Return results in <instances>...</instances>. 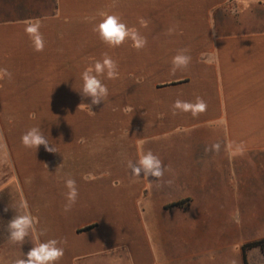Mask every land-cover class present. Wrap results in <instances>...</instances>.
<instances>
[{"label": "crops", "instance_id": "1", "mask_svg": "<svg viewBox=\"0 0 264 264\" xmlns=\"http://www.w3.org/2000/svg\"><path fill=\"white\" fill-rule=\"evenodd\" d=\"M33 4L52 10L0 17V68L12 73L11 80H0V114L10 109L23 115L22 106L8 108L5 102L33 101V115L82 117L81 129L59 120L49 142L56 152L47 153L48 180L33 181L29 193L20 183L37 222L36 239L63 242L57 264H264V248L242 251L264 240V29L243 27L232 14L233 8L237 15L264 9V0ZM102 11L137 28L147 46L137 51L131 41L117 48L102 43L92 30ZM36 20L42 24V52L33 50L25 33L26 24ZM181 49L191 62L173 74L171 61ZM105 53L117 62L119 77L103 78L109 95L100 103L99 118L86 113L91 98L79 90L81 73ZM197 97L207 107L196 116L172 107ZM215 144L218 152H205ZM147 151L167 168L159 182L134 180L126 166ZM45 157L38 152L34 160ZM67 178L76 181L79 195L64 212Z\"/></svg>", "mask_w": 264, "mask_h": 264}, {"label": "clouds", "instance_id": "2", "mask_svg": "<svg viewBox=\"0 0 264 264\" xmlns=\"http://www.w3.org/2000/svg\"><path fill=\"white\" fill-rule=\"evenodd\" d=\"M247 6V5H246ZM237 8L232 9V14H236ZM100 20L93 27V32L98 35V38L109 48H117L124 44L126 41H131V46L139 51L147 46V39L135 27L128 26L121 17L117 14H110L107 12H100L98 14ZM139 24L142 27H147L148 21L140 18ZM42 24L39 20L30 21L26 24L25 33L32 43L33 50L42 52L45 48V40L43 33L40 31ZM169 34L174 32V29L168 30ZM187 49H181L173 56L171 64V71L174 74L177 70L185 69L191 62V56L187 54ZM119 77L118 64L111 56L106 53L100 60L94 61L81 73L82 87L79 90L84 97L91 98L92 105H98L104 102L108 95V88L103 83V78L113 80ZM7 78L12 79V73L5 68H0V80ZM81 103L79 107L85 106ZM90 109V106L87 105ZM174 110L184 112H191L193 116L198 115L206 110L205 101L197 97L196 102H187L177 100L172 105ZM175 114V111L174 113ZM21 143L25 148L37 150L39 146L43 145L49 152H56L53 146H49L48 139L40 131L38 127H32L25 132L21 137ZM220 145H212L211 148H206L208 151H219ZM47 166V165H45ZM130 170L132 178L138 179L143 176L144 179L149 177L156 178L159 182L163 180L166 166L162 160L153 152L147 151L142 153L136 161L128 160L126 164ZM166 184H171L172 180L164 181ZM67 192L65 194L66 203L64 205V212H69L77 202L79 195L76 181L72 178H67L64 181ZM18 214L8 222V240L12 244L22 245L29 235L36 231V219L28 212L27 203L25 201L19 202L16 206ZM8 208H5V212ZM63 243L57 239H49L41 242L36 239L33 247L23 256V258L15 259L11 264H57L64 255V249L59 245Z\"/></svg>", "mask_w": 264, "mask_h": 264}, {"label": "rangeland", "instance_id": "3", "mask_svg": "<svg viewBox=\"0 0 264 264\" xmlns=\"http://www.w3.org/2000/svg\"><path fill=\"white\" fill-rule=\"evenodd\" d=\"M5 1L6 0H0V17L27 18L41 16L52 10L51 5L43 6L33 4L34 0H9L8 4H6ZM16 1H18V4L13 5L17 3ZM11 6L15 11H11ZM254 10L257 11L255 12ZM236 18L239 22L244 24H242L243 27H248L253 30L264 29V9L252 7L251 10H246L242 14L237 15L236 13ZM245 24H247V26ZM5 103L8 108L22 106L23 111L19 110L18 113H24L23 115H13L12 111L9 109V111H3V115L0 114V161H3V171H0V177L2 174V178H0V189L2 186L4 188L7 184V188L5 187L4 190H8V211L5 212L3 208L2 213L5 219L2 223L6 225V231L4 232L3 239H0V258H4L5 264H11L15 259L23 258L36 241L35 232L31 233L22 245L12 244L8 240V222L14 215L18 214L15 206L23 201L20 183L22 187L24 186V191L29 193V188L33 184V181H47L50 176V160H48L47 157L48 151L43 145L39 146L37 150L25 148L21 143L22 135L32 127H38L50 142L51 137L53 138L55 134L54 130L60 119L66 120V124L69 125L73 122V125L77 127V129H81L83 124L79 121L82 119L81 116L74 118H57L33 115L32 109L35 105L33 101L20 102V104L9 101ZM88 105L90 109L86 106L84 109L86 113L92 116L97 114L100 118V104L92 105L90 101ZM0 112L2 113V111ZM15 114H17V112ZM38 152H43L44 156L46 153V160H34ZM157 152L160 154V150ZM165 160L170 159L165 157ZM5 163L7 164L6 166ZM5 178H7V183H5ZM249 207L254 206L249 204ZM252 235L254 234H250V236Z\"/></svg>", "mask_w": 264, "mask_h": 264}, {"label": "trees", "instance_id": "4", "mask_svg": "<svg viewBox=\"0 0 264 264\" xmlns=\"http://www.w3.org/2000/svg\"><path fill=\"white\" fill-rule=\"evenodd\" d=\"M88 229H90V228H86V229H84L83 231H86V230H88ZM252 247H260V248H264V240L259 241V242L250 243V244L244 246V247L242 248V251L245 252V250L250 249V248H252Z\"/></svg>", "mask_w": 264, "mask_h": 264}]
</instances>
